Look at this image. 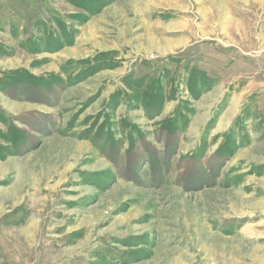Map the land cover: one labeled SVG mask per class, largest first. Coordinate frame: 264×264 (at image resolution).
Instances as JSON below:
<instances>
[{"label":"rangeland","instance_id":"rangeland-1","mask_svg":"<svg viewBox=\"0 0 264 264\" xmlns=\"http://www.w3.org/2000/svg\"><path fill=\"white\" fill-rule=\"evenodd\" d=\"M0 264H264V0H0Z\"/></svg>","mask_w":264,"mask_h":264}]
</instances>
